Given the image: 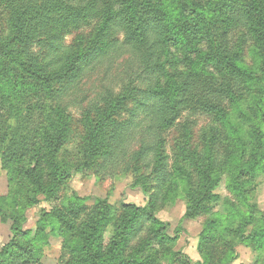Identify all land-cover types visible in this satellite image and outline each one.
Listing matches in <instances>:
<instances>
[{
	"label": "trees",
	"instance_id": "trees-1",
	"mask_svg": "<svg viewBox=\"0 0 264 264\" xmlns=\"http://www.w3.org/2000/svg\"><path fill=\"white\" fill-rule=\"evenodd\" d=\"M247 36L258 55L254 67L245 63ZM124 45L141 57L147 84H126L118 95L106 93L102 105L88 108L83 160H63L60 152L72 127L61 105L64 88ZM253 86L261 94L252 97L245 114L252 124L244 134L234 115L242 112L243 94ZM123 112L129 117L120 121ZM185 112L211 115L227 129L226 138L215 133L200 153L193 150L186 123L171 158L163 132ZM140 115L149 120L142 131L147 135L129 152L133 168H144L135 169L134 184L147 204L115 209L100 199L89 207L77 194L60 195L75 172L99 157L127 154V140L142 126ZM226 141L227 159L216 148ZM263 166L264 0H0V167L10 186L0 196V219L11 222L12 232L0 248V264H42L39 241L50 233L63 239L61 264H219L210 234L224 230L256 242L264 238V217L257 216L246 189ZM224 174L247 208L235 229L217 210L216 189ZM180 196L187 201L186 216H211L198 261L176 250L179 237L157 214ZM41 200L56 204L41 211L35 230H25L28 209ZM236 211L232 218L239 216ZM226 251L223 262L229 264L235 253Z\"/></svg>",
	"mask_w": 264,
	"mask_h": 264
},
{
	"label": "rangeland",
	"instance_id": "rangeland-1",
	"mask_svg": "<svg viewBox=\"0 0 264 264\" xmlns=\"http://www.w3.org/2000/svg\"><path fill=\"white\" fill-rule=\"evenodd\" d=\"M2 22L5 25V18H2ZM84 31L88 34L89 29H85ZM238 33H242V31ZM77 35L78 32L69 35L66 41L68 43L73 42ZM119 37V43H121L124 35L120 34ZM235 39L237 40V37ZM253 47H255L253 39L247 36L246 43L244 44V56L245 63L250 67H254L258 60V55L255 54V51L251 52ZM143 68L141 57L133 52L131 48L124 45L120 49H113L110 54H107L105 59L102 58L94 67L89 68L82 79L64 88L65 91H62L63 97L61 105L70 115L72 127L71 137L64 142V146L60 152L63 160L71 163L82 162L83 153L86 149V128L83 123L84 114L92 105H102V97L106 93H115L118 95L126 84L144 87L147 84V75L143 71ZM260 94L255 86L252 89H246L243 94V113L239 112L240 114L236 113L234 115V122L245 129L244 134H246V131H249L252 124L251 115L248 117L245 114L254 105V102H252L253 95ZM261 103L263 104V102ZM128 104L129 109L132 108V104ZM128 117V114L123 112L118 119L123 121ZM142 117L140 115L138 118L142 126L136 130L134 136L127 140V154L123 155V151H120L114 154L113 159H108L105 155L99 157L89 169L75 172L63 186L60 195L65 197L77 194L85 198V203L89 207H93L100 199L107 200L115 209H120L122 203L146 205L148 202L147 196L141 187L134 184L136 180L134 175L135 169H138L142 173L144 168L142 164L133 168L134 161L130 159L132 153L129 152L133 145H135L134 148L136 149L139 145L138 142L147 135L142 134V131H145L149 120L143 119ZM186 123L191 129V144L194 147L193 150H197L200 153L207 151L206 146L214 137L215 133L220 132L223 139L227 136L225 132L227 129L214 120L211 115L201 114L200 112H185L177 121L175 127L163 132V137L167 142V152L171 158L174 156L177 140L181 139L182 128ZM227 144L228 141L225 143L222 142L221 145L216 147L221 152L220 155L225 157L226 153H228ZM189 163L191 165L192 162ZM127 165L131 168L129 169ZM251 181L246 187L250 192V202L256 206L257 216L263 218L264 166L253 175ZM9 190L10 186L7 172L0 167V196H7ZM181 193L183 194L182 196L185 195L183 191ZM216 193L221 196V202L217 210L226 213L225 220H231L230 223L233 229H235L241 224V215L246 213L247 208L235 196V193L232 192L228 185L227 175L224 174L221 184L216 189ZM41 201L28 209L24 223L25 230H35L36 223L42 215L41 211L50 210L56 204V201ZM234 207H237L236 212L240 217L237 215L234 218L231 217ZM186 211L187 201L180 196L161 208L157 214L160 219L169 223L170 234L179 237L176 250H181L193 260L198 261L202 259V254L199 252L200 243L202 247L201 233L211 216L210 214H201L196 217L194 215L186 216ZM47 231H50V229L48 228ZM210 236L213 239L211 242L212 249L215 252L213 255L216 257L213 259L214 263L219 262V264H224L223 261L225 260L226 254L223 255V253H228L226 249H232L235 253V259L229 264H264V238L260 242H256L251 238L239 236V234H234L233 232L227 233L224 230L221 232V235L216 234L215 236V234H210ZM11 237V222H4L0 219V248ZM39 243V249H42L40 260L42 264H61L60 257L62 255L63 243L61 237L50 233L46 240L39 241ZM202 248L205 249L204 247ZM163 264L169 263L164 261Z\"/></svg>",
	"mask_w": 264,
	"mask_h": 264
}]
</instances>
